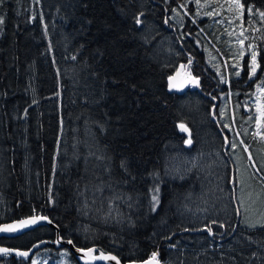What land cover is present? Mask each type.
I'll return each instance as SVG.
<instances>
[{
  "label": "trees",
  "instance_id": "16d2710c",
  "mask_svg": "<svg viewBox=\"0 0 264 264\" xmlns=\"http://www.w3.org/2000/svg\"><path fill=\"white\" fill-rule=\"evenodd\" d=\"M185 2L0 3V225L46 216L76 247L114 253L122 262L145 261L158 252L164 264H219L205 253L217 255L209 246L223 249L224 243L191 236L192 223L184 213L191 180L173 179L169 171L181 147L179 126L197 119L200 128L206 120L190 101L180 105L168 79L180 67L178 50L189 47L196 35L217 55H228L231 42L207 27L217 19L229 29L245 25L264 45V20L258 16L264 0H241L245 21L233 19L227 4L221 15L208 17L204 13L218 4L198 9L188 0L181 7ZM176 8L188 13L182 21ZM233 126L245 153L242 142L249 146L259 140L258 124L246 118ZM260 233L232 241L235 250L225 251L224 260H264V248L255 247H264ZM55 236L41 226L18 238H2L0 245L28 249ZM33 261L79 264L68 248L41 249L31 261L0 257V264Z\"/></svg>",
  "mask_w": 264,
  "mask_h": 264
},
{
  "label": "flooded vegetation",
  "instance_id": "af4514ba",
  "mask_svg": "<svg viewBox=\"0 0 264 264\" xmlns=\"http://www.w3.org/2000/svg\"><path fill=\"white\" fill-rule=\"evenodd\" d=\"M245 19L246 17L243 15L240 21ZM240 25H238L239 29L230 28V30L238 33V39L251 38L245 39L243 45L245 49L249 43L256 45L259 64L256 76L252 80L248 79L250 53L246 51L243 58L236 55L241 45L232 39V34L229 39L231 43L226 46L228 55L222 54L221 56L209 47L206 40L196 35L189 47L181 46L178 50V56L181 52V64L178 69H181V80L190 82L191 87L183 94L174 92L178 95L180 105L190 101L192 107L196 108L198 112L201 111L203 122L206 120L200 127L205 129L200 138L197 119L191 125L183 123L191 131L189 137L180 132V150H188L186 141L189 139H191L192 145L195 144L194 148L200 145L198 144L200 140L203 145L198 151L199 156L194 158L192 169L187 173V177L182 179V181L191 180L194 192L191 194L197 198L191 211L193 224L190 233L196 239L220 240L224 243L225 250L232 249L230 248L233 246L232 241L256 236L253 233L257 231H260V235L264 236V231H262L264 227L250 228L247 225L246 210L240 203L244 189L239 175L240 172L243 173L246 178L248 177L254 189L264 195V166L261 165L264 162V159H261L264 147L261 141L260 149H254V147L252 149L255 153L253 156L256 157L262 168L261 172L259 170L257 172L254 167L250 166L251 161L249 163V157L242 151L238 137L233 130V124L236 125L237 121L242 123L244 119L252 117V120L257 122L256 117L259 113L255 105L257 96H261V94L257 92L256 85L264 78V45L254 30H246L244 36H240L241 31L246 29L245 25H243V29ZM190 59L191 64H189ZM238 61V66L233 67V65H237ZM236 71L240 72L239 76L234 75ZM193 77L198 83H193ZM205 145L213 146L209 151ZM228 146L229 150L225 152ZM249 146L252 147V144ZM212 166H216V171H210ZM210 191L212 193H209ZM211 195L212 200H209ZM215 195H217L216 198H214ZM261 209L264 210V206H261ZM221 224L224 227H220ZM209 227L212 234H209L207 230Z\"/></svg>",
  "mask_w": 264,
  "mask_h": 264
},
{
  "label": "rangeland",
  "instance_id": "374dc122",
  "mask_svg": "<svg viewBox=\"0 0 264 264\" xmlns=\"http://www.w3.org/2000/svg\"><path fill=\"white\" fill-rule=\"evenodd\" d=\"M205 8L208 9L210 7H205ZM175 10H176L175 13H177V12L180 13L179 16H177V15L176 16L179 17V19L181 20V16H184L185 12L182 9L179 10L176 8ZM220 11L223 12L224 11L223 8H221ZM219 15H221V14H219ZM248 16H249V18H251L253 15L248 14ZM258 16L262 20H264V18H262L259 14H258ZM216 21H219V20L217 19ZM216 21L214 23H208L207 27L210 31H212L216 35V37L218 39L229 40L230 35L225 34L226 32L229 31L232 34V39L237 41V39H238V33L237 32H232L228 28V24L225 21L222 24L217 23ZM230 26H231V28L239 29L238 25H236V24H232ZM257 129H258L257 136L259 137V140L255 141V143L252 144V147L248 146L245 143L243 144L244 150L248 153V157H251V159L248 158L249 163L251 161V163H250L251 167H253L252 162H255V160L253 158V155H255V153L252 151V149H253V147H254V149H258V148L260 149L259 142H260V140L264 139V119L260 120ZM233 130L235 131L234 126H233ZM198 132L201 133V134L200 133L198 134V136L200 138L203 136L202 133L205 132V129H203V127L199 128ZM201 143H202V140H200L198 142V144H200V145L195 147V148H194L195 144L192 145V142H191V145H189V146H187V143H186V147H189L188 150H185V149L180 150V148H179V150L176 151V153H174V155L172 156V158L170 159V162H169V171H170V175L173 179L182 180L185 177H187L186 176L187 173H189V171L192 169V167L194 165V158L199 156L198 151L203 147V145ZM212 146L208 147L207 145H205V148L210 151ZM214 146H217V145H214ZM228 147H226L225 152H228V150H229ZM224 148H225V146H224ZM261 159H264V154H262ZM215 160H217V159H215ZM255 165L257 166L256 162H255ZM261 165L264 166V162H262ZM215 168H216V166H212L210 168V171H216ZM252 169H254V168H252ZM239 171H240V169H239ZM239 175H240V180L242 181V187L244 189L242 192L241 198H240V203H241L242 207L245 208V210H246L247 225L250 223H256L257 221L264 218V210L261 209V206H264V195L259 190L254 189V187H253L252 183L249 181L248 177L246 178V176L243 175V173H241V172L239 173ZM192 193H194V192L192 191ZM209 193H212V192L210 191ZM216 197H217V195H215L214 198H216ZM196 200H197V198L193 197V195L190 194L188 199H187L186 207H185V211H184V213L191 220L190 222L192 224H193V221L191 218V211H192V208L194 206V201H196ZM209 200H212V195L209 197ZM209 247L211 248V252L216 253L217 255H212V253H205V251H203V250H197V251H198V253L208 254L210 258H213V259L218 258V260L217 259L216 260H217V263H219V264H227L228 262H229L228 264H240L239 259L237 257L233 258V256H232L233 259L228 258V262L224 260V257L228 256V255H226V253H228V252H225V251H234L235 249L233 247H232V249H229V250H223L224 248L221 249L217 245L213 246V248H212V246H209ZM255 247H257V249H259V251H260V249L264 248L260 245L255 246ZM255 255H259V253H256ZM262 256L264 258V255H262ZM252 261H254V257H251L249 262H252ZM258 261H259L258 264L264 263V260H262V259L258 260Z\"/></svg>",
  "mask_w": 264,
  "mask_h": 264
},
{
  "label": "snow or ice",
  "instance_id": "6c2138e0",
  "mask_svg": "<svg viewBox=\"0 0 264 264\" xmlns=\"http://www.w3.org/2000/svg\"><path fill=\"white\" fill-rule=\"evenodd\" d=\"M187 2H188V0H186L185 4H182L181 7H186ZM192 2H194L196 4L198 9L204 8V7H211L213 3L218 4L219 8H213L211 11L204 13V15L208 16V17H214L216 15H219L220 9L224 7V4L228 5L229 11L235 12L236 15H235V17H233V19H241L243 16V12H244V5L241 3V0H204L203 3L201 2V0H192ZM0 3H3V0H0ZM173 11L175 12L176 10L173 9ZM247 11H248L249 15L254 14L252 12L251 6L247 9ZM257 11L259 12V10H257ZM141 15H142V13H141ZM176 15L179 16L180 13L177 12ZM185 15H188V13H185ZM200 15H201L200 11H197L196 16H200ZM259 15L262 18H264V12H259ZM224 19H227V18L225 17ZM182 20H183V17L181 16V21ZM195 22H196L195 19H193V23H195ZM216 22L222 24L224 22V20L221 19V20L216 21ZM232 22H233V20H229V23H232ZM2 23H3V19L0 18V24H2ZM136 23L137 24L142 23V21L139 19V17L136 18ZM251 23L252 22L249 21V24H251ZM240 27H242V29H243V24H241ZM246 30L247 29H243L240 33V36H244V31H246ZM229 35H231V33H229ZM245 39H251V38L250 37H244L243 39L237 40V43L240 44L241 47L238 50V52L236 53V55H238L239 58H243L246 51H248L250 53V62L248 65V68H249L248 79L252 80L253 77L256 76L257 69L259 68V64L257 61L258 50H257V47L254 43H249L247 45V49H245L243 47ZM73 59H75V57H73ZM189 64H191V59L189 60ZM238 64H239V61L237 62V65H233V67H237ZM234 75L239 76L240 72L236 71L234 73ZM172 80H173V77H169V87L170 88L173 86ZM192 81H193V83H198V81L194 77L192 78ZM256 87H257V92H259L261 94V96H264V78L261 79L260 83L257 84ZM261 96H257V103L255 105L257 112L259 113V115L256 117L257 124H259L261 119H264V100H261ZM249 119H252V117H249ZM180 127L182 130L187 131V129H184L183 125H181ZM186 143L190 144L191 140L190 139L187 140ZM233 147H235V144H233ZM249 159H251V157H249ZM122 166H123V164H122ZM154 192L156 193V195H153V197H152L153 204H154L153 211L155 210V205L158 203L159 188L154 189ZM40 221H47L48 223L52 222L46 216L37 215V216H32V217H29L26 219H22L17 224L0 226V232H15L19 229H23V228H27V227L32 226V225H36ZM213 223H215V222H213ZM219 226L224 227V225H222V224ZM248 227H250V228L264 227V218L257 221L256 223L248 224ZM185 230L187 231V229H185ZM207 230L209 231V234H212L210 227ZM62 242H66L68 244L73 245V247H75V245L73 244V241L71 239H67L66 241H64L62 237L58 236L57 239L55 241H53V243L57 244V246H59V244ZM41 243H45V242L42 241ZM13 251H15V255H17L19 257L27 258L29 256L28 251L12 250V249H8V248H0V256H8V255L12 254ZM76 251L81 252L83 254L81 258L85 259V264H88L87 258L105 259V260L111 259V260H115L116 264H120L119 260L115 256H105L103 253H101L99 257L92 256L91 254L94 251H96L94 248H89V249L76 248ZM63 254L68 255L67 250H65ZM32 264H36V262L33 261ZM143 264H160V261L158 259V252H153L151 254V256L143 262Z\"/></svg>",
  "mask_w": 264,
  "mask_h": 264
},
{
  "label": "water",
  "instance_id": "95a60500",
  "mask_svg": "<svg viewBox=\"0 0 264 264\" xmlns=\"http://www.w3.org/2000/svg\"><path fill=\"white\" fill-rule=\"evenodd\" d=\"M140 25H141V23H140ZM180 72H181V69L178 70L173 76H171V77H173V80H172V85L173 86L171 88L169 87V80H168V90H169L170 93H174L175 91L178 90L180 94H183L191 87V85L184 84V83L181 82ZM181 125H183L184 129H187V131L182 130L181 127H180ZM181 125L179 126L180 132L182 134H185L187 137H189L191 135L190 129L185 124H181ZM189 145H191V143L190 144L187 143V146H189ZM19 221L20 220L12 221V222H9V223H4V224H1L0 226L17 224ZM41 226L49 227L50 229L55 231V233H56L55 238L53 240H51V239L42 240L45 243H41L42 241H39V242L35 243L33 246H31L28 249L12 248V247L2 246V245H0V248H8V249L19 250V251H28L29 252V256L27 258H23V257H19V256L15 255V251H13V253L10 254V256L23 258V259L30 260V261L33 259L35 254L38 251H40L41 249L48 248V247L49 248L52 247V248H55V249L68 248L71 251V253H73L76 256L79 264H85V259L81 258L83 254L81 252H77L76 251V248H78V247H76V246L73 247V245L68 244L66 242L60 243L59 246H57V244L53 243V241H55L58 236L62 237L60 228L56 224H54L53 222L48 223L47 221H40L36 225H32V226H29L27 228L19 229V230L15 231V232H0V239H2V238H6V239L18 238V237H21L24 234H26L28 232H31V231H33V230H35V229H37V228H39ZM63 240L66 241L64 238H63ZM81 249H84V248H81ZM87 249H89V248H87ZM94 249L96 251H94L91 254L92 256L99 257L101 253H103L105 256H115L119 260L120 264H143V262H144V261L122 262L121 258L119 256H117L116 254H114V253L100 252L98 249H96V248H94ZM87 259H88V264H116V261L115 260H111V259H108V260H105V259H91V258H87ZM160 264H163V263L160 261Z\"/></svg>",
  "mask_w": 264,
  "mask_h": 264
},
{
  "label": "bare ground",
  "instance_id": "6f19581e",
  "mask_svg": "<svg viewBox=\"0 0 264 264\" xmlns=\"http://www.w3.org/2000/svg\"><path fill=\"white\" fill-rule=\"evenodd\" d=\"M181 82L182 83H184V84H189L190 82H183L182 80H181ZM175 92H179L178 90L177 91H175ZM210 246H212V248H213V245H210ZM211 249V248H210Z\"/></svg>",
  "mask_w": 264,
  "mask_h": 264
},
{
  "label": "built area",
  "instance_id": "2783aa9c",
  "mask_svg": "<svg viewBox=\"0 0 264 264\" xmlns=\"http://www.w3.org/2000/svg\"><path fill=\"white\" fill-rule=\"evenodd\" d=\"M170 248H172V246Z\"/></svg>",
  "mask_w": 264,
  "mask_h": 264
}]
</instances>
